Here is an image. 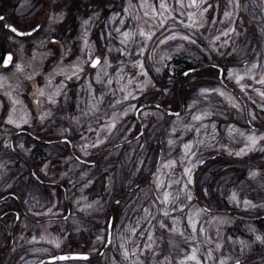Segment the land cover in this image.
<instances>
[{"label": "rangeland", "instance_id": "1", "mask_svg": "<svg viewBox=\"0 0 264 264\" xmlns=\"http://www.w3.org/2000/svg\"><path fill=\"white\" fill-rule=\"evenodd\" d=\"M259 1L111 0L99 3L109 8L106 17L91 5L84 8L78 56L63 62L66 54L58 55L47 67L48 54L35 42L27 59L19 53L11 71H0V93L12 99L6 120L29 123L27 110L16 106L18 97L9 87L15 81L30 84L36 76L43 109L35 121L48 116L50 130L69 135L74 146L70 152L61 151L64 144L52 145L49 154L20 141L21 158L98 159L84 177L69 180L78 195L68 194L70 209L63 220L52 218L65 213L60 196L49 197L53 187L42 196L39 186L20 179V187L32 191L33 198L20 197L25 215L19 229L9 233L13 246L4 255L12 220L7 215L0 230L2 264H31L60 253L95 255L109 218V242L100 257L42 264H264V228L237 222L224 211L245 217L264 212V0ZM61 15L53 13L50 21ZM246 24L253 38L246 35ZM93 31L101 34L103 59L88 69L96 47ZM184 60L196 71L186 80L192 86L180 104L179 81L170 74ZM218 63L225 68L221 81ZM149 90L157 92L156 99ZM63 96L71 97V108L64 105L65 114L51 115ZM88 117L97 122L94 127L86 125ZM130 132L132 138L124 143ZM115 140L121 141L119 147L111 146ZM11 158L0 160V179ZM217 159L226 161L228 171L213 182L214 189L215 184L205 182L203 165L222 162ZM239 168L245 179L231 178ZM93 180L96 195L95 189L85 191Z\"/></svg>", "mask_w": 264, "mask_h": 264}, {"label": "flooded vegetation", "instance_id": "2", "mask_svg": "<svg viewBox=\"0 0 264 264\" xmlns=\"http://www.w3.org/2000/svg\"><path fill=\"white\" fill-rule=\"evenodd\" d=\"M99 1L100 0H0V17H3V19H0V71H11L13 67L17 65L16 61L19 53H22L24 58L27 59L26 56L35 48V42L40 46L38 48L48 54L47 58H45L46 61H48L47 67L49 66V63L52 64L54 61L56 62L55 59H58V55L66 54L63 62H68L76 54V56H78L83 50V45L79 39L80 36H82V17L84 15V8L93 5L94 10H97L98 8L102 10L103 7L98 3ZM117 4L118 3L115 2L114 6H117ZM53 13H61V19L51 22L50 20ZM103 15L106 17L107 14L104 13ZM102 21L103 24H100V27L104 26L105 20ZM98 22L95 24L96 27ZM13 28L16 29V31H12ZM100 35L101 34L96 31H93L90 34L91 41L94 42L96 46L91 54V59L98 56V64L103 59V47L102 49L100 48V46H102L99 40ZM6 60L8 63L3 64ZM90 61L87 63L88 69H91V67H89ZM25 64L26 65L24 66L30 65L27 61ZM38 83L36 76H34L30 84L26 83L25 85V82H23V85H21L15 81L12 86L9 87L13 94L16 93V97H18L16 99V106L25 108L28 112L29 123L24 124L25 126L19 125L18 122L14 120L13 121L16 122L14 124L12 123V120H6L9 115V100L12 99L3 93H0V124L5 126L4 130L0 129V160H3L8 156L12 157V161H9L5 172L6 176L4 179L2 178L3 181L0 179V230L3 225L7 223V215L12 214V220L7 227L9 231L7 235L11 231L14 233L17 228L19 229V227H17V224L20 222L19 219H21V216L25 215L20 197L28 196V198H33L29 197L30 194H33L32 191L20 187L19 184L21 178H23L24 181L39 186V191L44 194L42 196L49 195L48 192L50 191V188L53 187L54 196L49 195V197L60 196L62 199V208H64L65 213L60 217L55 216L52 218L55 220H63L66 218L70 209L68 207V201L66 200L68 194L71 192L74 196L78 195V189H76L77 185H69V180L84 177V175L87 174L85 169L91 170L96 164H98V159H96V161H90L76 157L77 155H73V159L75 158L74 160L76 161H70V163H66L65 161H51V158H44L42 160L40 158L20 157V141L24 144H29L31 148L37 147L39 151H42V149L46 151L48 149L49 154L52 145L64 144L66 148L63 147L61 151L68 150L71 152L74 149L69 135L63 134L58 136L53 133V130H50V128H53V125L48 116H46L44 121H41L40 123L35 121V118H37L36 115H38L41 109H43L40 97L36 90ZM19 84L21 87H19ZM70 99L71 97L66 100L65 96H63L62 103L54 106L53 112H50L51 115L65 114L66 111L62 109L64 105L68 107H65V109L67 108V111L71 108ZM59 107L60 110H58ZM88 123L90 124V127H94L97 122L94 121L93 117H88L86 125ZM61 125L64 126V123H61ZM246 125L249 126L247 123ZM139 127H141V125ZM140 131L137 132V135ZM4 135H6V138L2 142ZM20 136H22V139H20ZM119 136L120 135L118 134L116 138ZM125 138L126 139L123 140L124 143L132 138L131 132L129 136ZM124 143H122V145ZM120 144L121 141L117 142V140H115V142L111 143V146L116 145L115 147H119ZM19 157L21 158V161H18L20 160ZM217 160L222 161L220 162L222 167L216 171L217 174L219 171L223 170L226 175V172L228 171L226 161L224 159ZM234 160L246 161L243 159ZM209 165L210 163H208V166ZM43 166H45V168L41 170L40 168ZM1 175L2 173H0V177ZM231 175L234 176V178H239L238 173ZM243 179H245V177ZM9 183H14L15 186L13 188H7L6 185ZM96 186L95 180H93V184H89L85 191L90 189L91 193V191L95 189L93 194L95 193L96 195L98 194V191L95 188ZM5 187L7 189H5ZM6 201H10L9 204L2 206ZM52 218L50 217V219ZM28 220H31V218L28 217ZM7 238H9L8 244H4V248L2 249L4 255L7 251L11 252V246H13L11 244L12 239H10V234ZM15 253L17 254V252ZM89 257L95 258V255L90 254L89 256L87 254V258ZM41 260L43 259L40 258L35 260L31 264H36V262H40ZM2 261L3 257H0V264H2Z\"/></svg>", "mask_w": 264, "mask_h": 264}, {"label": "trees", "instance_id": "3", "mask_svg": "<svg viewBox=\"0 0 264 264\" xmlns=\"http://www.w3.org/2000/svg\"><path fill=\"white\" fill-rule=\"evenodd\" d=\"M107 1H111V0H101V1H99L98 3H104V2H106L107 3ZM256 1V0H255ZM257 2H258V4L260 5L261 4V2L259 1V0H257ZM101 6L103 7V9L102 10H104L103 11V13H105V14H107V12H108V10H109V8H107L105 5H102L101 4ZM260 11H258L257 13H259ZM244 28H246V35H249L251 38H253L254 36H252V34L251 33H254V31H253V28H252V26L249 24V25H244ZM251 32V33H250ZM254 40H255V38H254ZM218 65H219V67L222 69V72H224V70H225V68H224V64L223 63H218ZM194 65H192V64H190V62L189 61H180L179 63H177L176 64V66L174 67V69H173V73L172 74H170V77L171 78H174L176 81H179L178 82V90H179V98H180V104L182 103V97H183V92L184 91H187V92H185L184 93V96H185V94H186V96H187V93H188V91H189V89H190V85L192 86V83H190V84H188L187 82H186V80H188V77L190 76V75H192V74H194V72L196 71V68L195 67H193ZM188 69H192L193 70V72H187V73H185V74H183V72L185 71V70H188ZM198 69V68H197ZM191 71V70H190ZM165 74H167L166 73V70L164 71V75ZM194 84V83H193ZM158 85V84H157ZM189 85V86H188ZM149 93H152V95H153V97L156 99V95H157V92L156 91H152V90H149ZM160 94H161V92H160ZM244 163L246 162V161H243ZM208 163H210V165L208 166ZM208 163H206V164H204L203 165V169H205V182L206 183H209L210 181H211V183L209 184V186L210 187H212L214 184H215V186H214V189H215V187H216V183H213L214 181H216V180H218L219 179V176H221V175H223V174H225V171H223V170H221V171H219L218 172V174H216V175H213L212 174V172H215L214 170H215V168H216V170H219L220 169V166H218L217 165V163H216V161L214 160V161H209ZM218 164H220V162H218ZM206 165V166H205ZM207 168V169H206ZM238 174H239V177L240 178H244V175L242 174V172H241V169H239V171H238ZM242 174V175H241ZM202 175V173H201V171L199 172V177ZM222 177V176H221ZM231 178H233L234 179V176H232L231 175ZM220 180V179H219ZM222 183V182H221ZM218 184H220V183H218ZM230 184V183H229ZM224 185V184H223ZM208 186V187H209ZM213 189V188H212ZM211 189V190H212ZM254 192H257L255 189H254ZM255 195V194H254ZM203 206V205H202ZM208 207V206H207ZM205 205H204V207H202V208H207ZM208 208H210V207H208ZM107 210H108V212H111V209L110 208H107ZM215 210V209H214ZM216 210H219V209H216ZM229 212H232V215H233V217H235V218H237V222H242L243 220H245V221H247V222H250V223H253V224H256L257 225V227H260V228H264V220L262 219L263 217V214H264V212H262L261 214H259L258 216L257 215H255V216H251L253 219H248V218H251V217H245V216H241V215H239L238 214V212H236V211H233V210H230ZM112 213V212H111ZM240 213V212H239ZM95 257L96 258H98V257H100V254H97V252L95 253Z\"/></svg>", "mask_w": 264, "mask_h": 264}, {"label": "water", "instance_id": "4", "mask_svg": "<svg viewBox=\"0 0 264 264\" xmlns=\"http://www.w3.org/2000/svg\"><path fill=\"white\" fill-rule=\"evenodd\" d=\"M99 62V57L95 56L91 59L90 63H89V67H94L97 63ZM5 64V63H3ZM218 79H221V70L220 68H218ZM110 222L111 220H108L107 223V233H106V242L105 245L107 244L108 240H109V234H110ZM86 258V254H81V253H63V254H57L54 255L52 257L46 258L44 259L42 262L46 261V262H52L55 260H65V259H84ZM42 262H38L37 264H41Z\"/></svg>", "mask_w": 264, "mask_h": 264}, {"label": "snow or ice", "instance_id": "5", "mask_svg": "<svg viewBox=\"0 0 264 264\" xmlns=\"http://www.w3.org/2000/svg\"><path fill=\"white\" fill-rule=\"evenodd\" d=\"M0 19H3V17H0ZM12 31H16V29L13 28ZM9 59H10V58H9ZM7 63H8V61L6 60V61H5V64H7ZM262 82H264V81H262Z\"/></svg>", "mask_w": 264, "mask_h": 264}]
</instances>
